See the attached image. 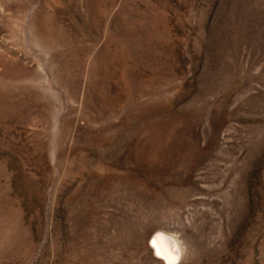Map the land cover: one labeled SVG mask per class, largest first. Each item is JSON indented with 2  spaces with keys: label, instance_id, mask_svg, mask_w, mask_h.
Returning a JSON list of instances; mask_svg holds the SVG:
<instances>
[{
  "label": "rangeland",
  "instance_id": "1",
  "mask_svg": "<svg viewBox=\"0 0 264 264\" xmlns=\"http://www.w3.org/2000/svg\"><path fill=\"white\" fill-rule=\"evenodd\" d=\"M158 232L264 264V0H0V264H164Z\"/></svg>",
  "mask_w": 264,
  "mask_h": 264
},
{
  "label": "clouds",
  "instance_id": "2",
  "mask_svg": "<svg viewBox=\"0 0 264 264\" xmlns=\"http://www.w3.org/2000/svg\"><path fill=\"white\" fill-rule=\"evenodd\" d=\"M165 234L158 232L155 237L150 241V244L155 248V254L157 257L165 260L166 264H176L177 257L170 254L168 248L162 243Z\"/></svg>",
  "mask_w": 264,
  "mask_h": 264
},
{
  "label": "bare ground",
  "instance_id": "3",
  "mask_svg": "<svg viewBox=\"0 0 264 264\" xmlns=\"http://www.w3.org/2000/svg\"><path fill=\"white\" fill-rule=\"evenodd\" d=\"M154 237H155V236H154ZM154 237H153V238H154ZM153 238H152V239H153ZM152 239H151V240H152ZM151 240H150V241H151ZM162 243L164 244V246H166V247L168 248L170 254H171L172 256L175 257L176 253L173 251V247H171L170 241L164 239ZM148 246L150 247V249H152V251H153V253H154V257H155L156 259L161 260L164 264H166L165 260H163L162 258H158V257H157V255L155 254V248L150 244V242H149Z\"/></svg>",
  "mask_w": 264,
  "mask_h": 264
}]
</instances>
